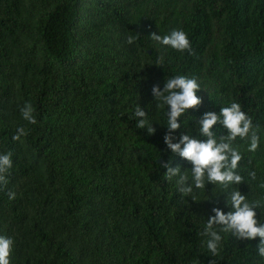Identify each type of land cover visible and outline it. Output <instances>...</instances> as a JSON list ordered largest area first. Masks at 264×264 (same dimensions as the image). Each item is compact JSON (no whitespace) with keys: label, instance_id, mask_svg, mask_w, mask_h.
<instances>
[{"label":"trees","instance_id":"16d2710c","mask_svg":"<svg viewBox=\"0 0 264 264\" xmlns=\"http://www.w3.org/2000/svg\"><path fill=\"white\" fill-rule=\"evenodd\" d=\"M174 29L194 54L150 38ZM177 75L197 79L202 104L179 118L174 143L182 133L205 139L198 119L231 102L252 118L258 149L233 142L244 183L184 196L178 176H165L169 164L191 182V164L164 142L168 106L152 95ZM26 104L35 125L22 118ZM138 105L155 133L136 127ZM18 127L28 134L14 140ZM213 131L227 134L219 123ZM8 152L0 236L14 240L11 264H264L258 237L220 232L213 255L201 235L214 207L232 210L235 189L261 202L264 222V0H0V154Z\"/></svg>","mask_w":264,"mask_h":264},{"label":"clouds","instance_id":"9594fccd","mask_svg":"<svg viewBox=\"0 0 264 264\" xmlns=\"http://www.w3.org/2000/svg\"><path fill=\"white\" fill-rule=\"evenodd\" d=\"M153 41L165 46L194 54L191 42L187 33L180 29H174L169 34L161 36L155 32L150 35ZM136 37L129 36L128 44H132ZM163 63V57L157 60V65ZM200 84L195 77L189 78L184 75H177L167 79L161 90L159 85H154L152 95L157 101L168 106L167 112V133L164 142L167 147L178 154L181 158L191 164V182L187 173H182L180 167L173 168L165 164L167 169L165 176L171 180L178 176L176 181L179 192L188 196L193 193V189H204L207 183L221 185L228 189L231 185L244 183V178L237 172L242 154L233 142L239 137L249 141L248 151L255 152L260 145V135L258 128L253 125L252 118L249 117L239 103L231 102L230 106L222 107L219 114L208 111L198 119L199 133L205 139H199L189 134H181L178 142H173V135L181 124L178 122L186 110L198 108L202 104V98L197 95L200 91ZM22 118L30 124L37 123L34 109L31 104H26L21 108ZM137 128L147 129L149 134L155 133L156 129L148 123L147 114L138 105L135 111ZM221 124L227 130L226 135L219 137L213 131L217 124ZM28 130L24 127L16 129L14 140H20L26 136ZM11 152L0 154V185L8 183L7 175L12 168L13 162ZM255 179V172L249 174ZM16 193L9 192V198L15 199ZM228 205L231 211L225 213L221 208L214 207L211 215L207 219L201 235L206 237V247L213 254H218V248L222 240L220 232H230L237 240H254L259 238L257 244L258 255L264 258V222L257 219V209L261 207L259 200L249 202L247 196L239 189L232 190L228 194ZM219 226V231L217 230ZM14 240L11 237L0 236V264H11L10 256L13 251Z\"/></svg>","mask_w":264,"mask_h":264},{"label":"water","instance_id":"95a60500","mask_svg":"<svg viewBox=\"0 0 264 264\" xmlns=\"http://www.w3.org/2000/svg\"><path fill=\"white\" fill-rule=\"evenodd\" d=\"M160 161H162V160H160Z\"/></svg>","mask_w":264,"mask_h":264}]
</instances>
